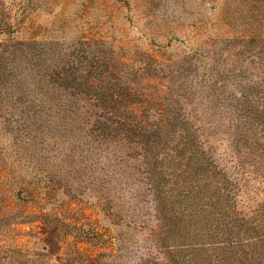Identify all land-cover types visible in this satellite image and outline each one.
<instances>
[{
    "label": "rangeland",
    "instance_id": "rangeland-1",
    "mask_svg": "<svg viewBox=\"0 0 264 264\" xmlns=\"http://www.w3.org/2000/svg\"><path fill=\"white\" fill-rule=\"evenodd\" d=\"M262 84L264 0H0V264H220L215 187L164 141L195 128L248 213L236 97Z\"/></svg>",
    "mask_w": 264,
    "mask_h": 264
},
{
    "label": "trees",
    "instance_id": "trees-1",
    "mask_svg": "<svg viewBox=\"0 0 264 264\" xmlns=\"http://www.w3.org/2000/svg\"><path fill=\"white\" fill-rule=\"evenodd\" d=\"M253 90L257 93L254 98L244 91H239L236 97L239 105L235 107L237 122L234 124L236 135L233 142L234 153L240 152L236 155L239 156L237 162L250 163L251 172L260 178L259 183L263 185L261 202L248 213L233 207L236 202L233 194L239 191L237 177L227 175L217 167L211 155L199 147L195 128L191 130L182 124L178 131L180 141H164V145L170 144L171 151L165 153L167 159L179 163L176 172L180 184L187 175L200 179L198 185L210 183L215 187V192L207 196L206 210L220 219L215 225L220 229L216 233L219 241L210 248L220 251V256L214 254V261L220 264H264V141H260L264 139V84ZM183 152L182 159L180 153ZM258 158H262L261 165ZM91 262L97 264L98 259H91Z\"/></svg>",
    "mask_w": 264,
    "mask_h": 264
}]
</instances>
